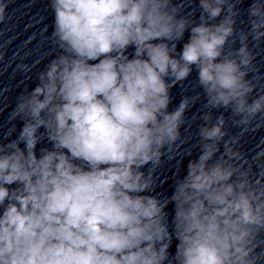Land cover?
Listing matches in <instances>:
<instances>
[{
    "label": "clouds",
    "instance_id": "obj_1",
    "mask_svg": "<svg viewBox=\"0 0 264 264\" xmlns=\"http://www.w3.org/2000/svg\"><path fill=\"white\" fill-rule=\"evenodd\" d=\"M240 2L199 0L197 22L179 0H49L57 52L16 98L18 135L12 123L0 141V264H264V153L250 159L227 129L264 121L249 79L264 0L247 30ZM7 8L0 0V23ZM193 67L207 109L199 155L161 196L158 172L185 156L199 98L169 111L170 90ZM219 109L231 115L213 120Z\"/></svg>",
    "mask_w": 264,
    "mask_h": 264
}]
</instances>
